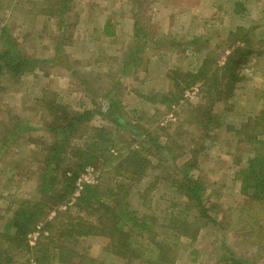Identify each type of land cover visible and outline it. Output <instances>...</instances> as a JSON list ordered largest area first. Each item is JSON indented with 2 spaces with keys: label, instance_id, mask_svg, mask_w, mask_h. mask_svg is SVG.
Listing matches in <instances>:
<instances>
[{
  "label": "rangeland",
  "instance_id": "374dc122",
  "mask_svg": "<svg viewBox=\"0 0 264 264\" xmlns=\"http://www.w3.org/2000/svg\"><path fill=\"white\" fill-rule=\"evenodd\" d=\"M3 27L29 67L21 78L0 76V232L21 204L42 200L43 151L56 140V107L95 112L91 134L105 127L115 141L77 182L72 202L60 212L47 209L23 248L9 249L13 264H62L51 256L59 251L60 231L86 217L73 206L85 184L101 187L107 207L97 218L129 203L159 234L156 240L173 247L174 264H236L224 258L264 264V202H254L251 191L243 195L235 175L244 167L236 165L239 148L250 149L232 145L226 128H241L249 118L255 128L264 112V0H0V51ZM206 61L211 79L187 88ZM233 62L250 80L234 83L231 97L219 102L220 90H232L227 71ZM178 88L179 103L158 102ZM110 104L143 135L133 138L114 126L106 116ZM212 105L224 132L214 124L204 132L196 123ZM81 135L69 148L84 146L90 133ZM196 150L191 175L206 184L205 205L217 225L193 219L201 229L193 241L173 233L166 213L177 200L176 216L199 214L194 206L186 211L173 187ZM145 160L143 175H133V162ZM102 222L101 234L70 246L77 254L71 264H149L143 250L153 246L151 233L132 234L141 259L122 258L113 249L119 235L109 236L112 225Z\"/></svg>",
  "mask_w": 264,
  "mask_h": 264
},
{
  "label": "trees",
  "instance_id": "16d2710c",
  "mask_svg": "<svg viewBox=\"0 0 264 264\" xmlns=\"http://www.w3.org/2000/svg\"><path fill=\"white\" fill-rule=\"evenodd\" d=\"M8 33V28L3 27L1 30V42L4 44V49L0 51V76L3 74V71H7L13 77L21 78L27 72L26 69L29 67L28 62L14 51L16 44ZM232 64L233 66L231 67L230 64V68L227 71L232 77L231 81L228 82L232 90H220L217 94L222 95L226 99L220 97L221 100H218L219 102L231 97L236 83L250 80V78H247L239 71V64H235L234 62ZM208 66L207 61L203 63L198 74H195L193 81L187 85V88H190V85H194L196 82H204L211 79L212 76H209ZM172 79L175 80L176 78ZM182 97L183 92H179L178 88V92L162 95L158 102L172 106L179 103ZM257 99L260 100L263 98L259 96ZM148 100L152 103L156 102L155 97L148 98ZM211 102L213 103L215 100H211ZM212 107L213 105L208 107L202 113V117L197 116L196 123L204 129V132L210 131V125L212 124L218 130L221 131L223 129V132L226 131L222 127V123L217 121V116H211L213 112ZM94 114L95 112L89 111H85L84 113L70 111L64 106L56 107V115L52 116L53 121L51 125V130H53L56 140L47 151H43L45 156H43L42 163L45 167L41 168V183L39 187L42 200L21 204L6 223L3 232H0V241H3V246H0V264H13V259L9 255V249L12 247L23 248L22 244L28 236L36 231L45 216L48 215L47 209L59 211L61 206L72 202L75 196L76 184L82 175L86 173L89 167L97 165L100 156L104 157L106 153L109 154L115 141L105 127L97 130L94 129L95 134H91L92 129L88 127V123ZM106 116L114 126L129 132L131 137L138 138L143 135L140 130L124 120L123 115L114 104L109 105ZM218 120L223 121L221 117ZM260 120L261 122L256 123L255 128H251V118L241 128L226 127L227 132L232 133L229 137V139H232V145L235 146L236 144L238 147L242 146L245 141L252 140L254 143L256 141L257 145L260 146V148H256L255 144L250 142L249 145L254 144L253 148H250L248 145L245 146V149H250L246 152H244L243 148H239L240 155L236 156V165L244 166L235 173L237 178L240 177L241 192L243 195H247L251 191V198L254 202H264V140L258 139V137L264 136V112ZM258 126L260 128H257ZM256 129L260 130V133H253ZM79 131L82 132L81 137L84 134L89 135L90 133L87 137L88 141L83 147L69 148L71 139ZM138 153V151L134 152L133 155L137 156ZM198 154V150H196L195 156L182 166L181 173L183 177L179 181H175L173 187L184 198L180 202L181 204H185L186 211L191 212V208L194 206L199 211V214L192 216L191 213H187V216L183 218L176 216L177 200L174 204L171 202L168 207V209L175 208V210L170 214L169 212L166 213V218L174 229L173 233L190 238L193 241H196V237L200 234L201 230L198 227L194 228L193 219L203 218L207 219L209 223L217 225V222L208 215L209 210L205 205L204 193L206 191V184L201 180L194 179L191 175V169L196 167L198 163ZM242 156L245 158V162ZM243 162L244 164H242ZM146 167V160L145 163L138 162V164L134 161L132 165L133 175H139L141 177ZM100 190L101 187L98 185L85 184L79 196L75 197L74 208L77 212L85 213L86 217L79 218L75 222L70 220L69 223L71 224H69V227L62 230V232L60 231L58 235L60 238L59 251L57 254H52L51 258L58 260L62 264H71L77 255L71 247L75 246L81 238L93 236L96 233L101 234L98 229V224L102 220L103 222L106 220L107 224L112 225L109 236L115 238L116 233L120 237L117 240L120 243L119 247H113L116 255L122 258L141 259V255L138 254L141 248L131 245V240L133 239L132 234L139 235L140 233L144 234V232H149L152 234L151 238L154 242L152 247L149 245L146 246V250H143V253H147L146 259L144 258V260L149 264H174V259L170 255L173 247L164 242V240H156L157 238L160 239L159 234L153 232V227L148 224L147 218L142 219L139 211H133L129 203H125L124 205L118 203L117 206L119 208L117 207L110 213H106L104 219L102 218L103 216L97 218L96 213L102 208L107 207V204L102 200L103 196ZM48 224L53 223L48 222ZM163 235L165 236V234ZM148 256L149 259H147ZM234 259L225 260L224 258L223 261L227 263V261L233 260L236 264H249L247 261ZM37 262L43 264L39 259H37Z\"/></svg>",
  "mask_w": 264,
  "mask_h": 264
},
{
  "label": "crops",
  "instance_id": "0c3cea01",
  "mask_svg": "<svg viewBox=\"0 0 264 264\" xmlns=\"http://www.w3.org/2000/svg\"><path fill=\"white\" fill-rule=\"evenodd\" d=\"M261 114H262V112L259 113V115H261ZM253 117H254V116H253ZM254 118H255V117H254ZM256 118H257L258 120L261 119V118H259V117H257V116H256ZM251 119H253V118H251ZM247 120H248V118H247ZM260 121H261V120H260ZM257 128H260V127L258 126ZM251 131H252V130H251ZM258 132L260 133V130H257V129H256L255 132L253 131V133H255V134L258 133ZM250 133H252V132H250ZM258 139H259V140H264V136L262 135V136L258 137ZM250 142H251V143H252V142L254 143V141L251 140V141H245L244 144H245L246 146L248 145L250 148H253V145L255 144L256 148H260V146L257 145L256 141H255V143H254L253 145H249Z\"/></svg>",
  "mask_w": 264,
  "mask_h": 264
}]
</instances>
